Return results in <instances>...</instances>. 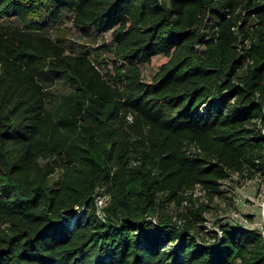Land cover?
I'll list each match as a JSON object with an SVG mask.
<instances>
[{"label":"trees","instance_id":"obj_1","mask_svg":"<svg viewBox=\"0 0 264 264\" xmlns=\"http://www.w3.org/2000/svg\"><path fill=\"white\" fill-rule=\"evenodd\" d=\"M64 8L112 31L116 76L46 33ZM246 171L264 173V0H0V264H264L262 230L184 206Z\"/></svg>","mask_w":264,"mask_h":264},{"label":"rangeland","instance_id":"obj_2","mask_svg":"<svg viewBox=\"0 0 264 264\" xmlns=\"http://www.w3.org/2000/svg\"><path fill=\"white\" fill-rule=\"evenodd\" d=\"M161 1L167 4L170 0ZM71 15L72 12L67 8L61 10L58 20H54L50 12L47 13L44 18V22L48 25L46 33L65 45L68 53L87 52L103 73L116 76L117 67L122 64V61L117 60L114 54L115 42L112 31L97 33L90 28L92 34H85L84 30L72 23ZM13 20L15 23L19 22L16 18ZM205 30L206 33H209L212 30L211 25ZM59 36L62 37L61 40H59ZM163 61V53L139 61L142 78L145 81L152 80L160 70ZM74 88L75 86L66 76H61L52 82L50 97L55 98ZM221 187L224 189V193L217 194L210 200L205 190L198 186L193 194L194 199L186 200L184 206L200 202L208 203L204 222L207 229L220 230L221 223L230 222L245 228H256L264 233V173L257 172V174L249 176L247 171L243 175L235 172L222 181ZM103 200L105 199H99L100 205ZM176 210L177 206L174 203L168 206V211L171 213H175Z\"/></svg>","mask_w":264,"mask_h":264},{"label":"built area","instance_id":"obj_3","mask_svg":"<svg viewBox=\"0 0 264 264\" xmlns=\"http://www.w3.org/2000/svg\"><path fill=\"white\" fill-rule=\"evenodd\" d=\"M99 199H101V200H102V199H103V197H100ZM98 203H99V200H98ZM103 203H104V200H103ZM103 203L101 204V206L103 205ZM99 205H100V204H99Z\"/></svg>","mask_w":264,"mask_h":264},{"label":"bare ground","instance_id":"obj_4","mask_svg":"<svg viewBox=\"0 0 264 264\" xmlns=\"http://www.w3.org/2000/svg\"><path fill=\"white\" fill-rule=\"evenodd\" d=\"M264 215V214H263Z\"/></svg>","mask_w":264,"mask_h":264}]
</instances>
